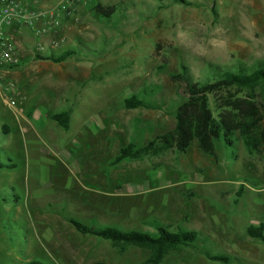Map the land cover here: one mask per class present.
Returning a JSON list of instances; mask_svg holds the SVG:
<instances>
[{"label": "rangeland", "instance_id": "obj_1", "mask_svg": "<svg viewBox=\"0 0 264 264\" xmlns=\"http://www.w3.org/2000/svg\"><path fill=\"white\" fill-rule=\"evenodd\" d=\"M74 1L76 21L43 38L30 29L15 36L21 63L0 67V264H148L149 250L119 252L69 219L150 235L154 221L198 232L160 264H264V243L246 232L264 224V149L250 150L239 130L230 144L221 136L212 155L195 140L179 153L157 139L175 128L184 75L207 83L219 69L264 70V0ZM67 49L75 56L61 63L38 58ZM132 96L147 106L126 109ZM239 100L263 128L264 82L222 89L209 107L216 120L230 113L237 123ZM60 112L70 114L67 131L48 118ZM151 141L144 157L111 165L122 147Z\"/></svg>", "mask_w": 264, "mask_h": 264}, {"label": "trees", "instance_id": "obj_2", "mask_svg": "<svg viewBox=\"0 0 264 264\" xmlns=\"http://www.w3.org/2000/svg\"><path fill=\"white\" fill-rule=\"evenodd\" d=\"M75 56V51L67 49L61 53L50 52L48 57L39 59L51 60L54 63H61ZM185 73V72H184ZM219 76L212 82L192 83L189 76L184 75L186 84L187 99L178 106L175 112L176 125L173 130L158 136L166 149L174 148L179 153H184L192 141H197L199 148L206 154L214 153V145L223 136L227 144L231 143L230 135L235 130H239L245 140L246 145L252 151L259 148L264 149V127L256 123L257 111L254 106L246 107L247 103L242 100L232 104L233 109L238 110L242 115L237 123H234L229 116H223L221 120H216L209 107V95L215 94L222 89L229 87H248L251 88L264 82V70L259 69L251 73H246L243 68L237 72L218 70ZM143 101L135 96L130 97L124 103L126 109H137L146 107ZM148 107H154L149 106ZM49 118L64 130L70 126L69 112L50 114ZM249 120H251L249 122ZM155 141L149 142L144 146H137L129 143L122 147L118 155L114 158L111 165H118L126 159L138 160L147 155L153 147ZM15 165H13L14 167ZM238 195L240 196L239 192ZM74 229L82 235H90L108 241L119 252H124L128 247L135 246L149 250L150 257L148 264H160L164 256L172 249L178 247H189L197 240L198 232L180 231L172 232L167 227L154 221L151 226L155 229L153 235L135 229L119 230L113 226L92 227L75 219L68 220ZM247 235L252 239L264 243V224L258 226L250 225L246 229ZM211 261L228 263L229 255H209ZM25 264H43L39 261L30 260Z\"/></svg>", "mask_w": 264, "mask_h": 264}, {"label": "built area", "instance_id": "obj_3", "mask_svg": "<svg viewBox=\"0 0 264 264\" xmlns=\"http://www.w3.org/2000/svg\"><path fill=\"white\" fill-rule=\"evenodd\" d=\"M75 5L74 0L46 7H38L31 0H0V67L13 69L21 63L13 40L16 29H30L37 38L48 36L62 28L65 21L77 20ZM53 42L52 47H58V41ZM9 87L12 93L6 103L8 107L15 108V87L10 83Z\"/></svg>", "mask_w": 264, "mask_h": 264}, {"label": "crops", "instance_id": "obj_4", "mask_svg": "<svg viewBox=\"0 0 264 264\" xmlns=\"http://www.w3.org/2000/svg\"><path fill=\"white\" fill-rule=\"evenodd\" d=\"M24 34H26V30L25 29H16V31L14 33V37L16 36V38L19 37V39H20V37H23L22 35H24ZM52 114H54V113H52ZM49 115L50 114H48V118H49Z\"/></svg>", "mask_w": 264, "mask_h": 264}]
</instances>
